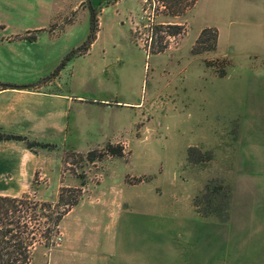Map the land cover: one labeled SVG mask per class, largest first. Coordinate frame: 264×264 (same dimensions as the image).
<instances>
[{
  "label": "rangeland",
  "instance_id": "374dc122",
  "mask_svg": "<svg viewBox=\"0 0 264 264\" xmlns=\"http://www.w3.org/2000/svg\"><path fill=\"white\" fill-rule=\"evenodd\" d=\"M209 5L210 0H198L175 17L162 0H0V77L58 95L44 100L39 112L43 121L68 125L66 133L43 125L29 133L32 141L56 146L39 151L55 164L49 182L37 176L31 198L57 202L66 188H59L57 163L61 182L75 179L77 186L68 189H81L72 210L89 201L102 203L106 198H97L99 189L108 188L103 167L115 160L121 221L152 223L153 253L166 240L160 228L172 222L199 227L201 264H224L222 255L245 257L247 234L259 230L264 237V59L257 52L250 57L227 49L225 39L216 55H195L201 33L214 20ZM94 14L99 32L91 41ZM171 25L183 26L186 35L168 37ZM210 42L207 35L199 50ZM165 44L169 49L154 53ZM221 52L227 57L215 59ZM226 59L221 77L212 67L222 71ZM78 139L82 152H97L95 162L88 154L65 152ZM117 141L128 145L125 158L102 154L110 144L122 145ZM210 182L231 192L229 217L223 220L228 227L217 217L203 218L194 207ZM72 194L65 192V198ZM68 215L55 246L38 245L33 264H71L64 257L68 245L70 253L92 247L87 224L73 226L76 217ZM175 238L169 244L173 251ZM235 262L228 264H240Z\"/></svg>",
  "mask_w": 264,
  "mask_h": 264
},
{
  "label": "crops",
  "instance_id": "0c3cea01",
  "mask_svg": "<svg viewBox=\"0 0 264 264\" xmlns=\"http://www.w3.org/2000/svg\"><path fill=\"white\" fill-rule=\"evenodd\" d=\"M208 15L214 20L207 25L206 29H216L219 35L215 55L225 39L227 49L243 51L246 56L250 55V57L254 56L251 52H257L259 55L257 58L264 59V0H210ZM222 54L223 52L221 56ZM215 55V59L227 57L218 58ZM57 98L58 95L44 93L40 87L30 88L23 83L4 80L0 77V129L27 137L36 126L40 125L50 130L57 129L61 133L68 132V125L67 127L58 126L51 123V120L43 121L44 117H41V112H39L45 107L44 100L48 99L51 102ZM67 102L68 106L72 104L70 100ZM48 116L53 117L55 114L49 113ZM117 144L128 146L125 142L117 141ZM81 147L82 144L78 139L77 142L71 143L68 149L65 148V152L82 156L88 154V152H82ZM108 162L110 163L103 167L107 175L108 188L105 193L99 189L98 194L101 196H97L98 199L104 197L107 200L105 199L102 203L89 201L82 207L74 208L68 215V219L80 217L78 220L74 218L73 226L79 222L87 224L84 232L92 247L80 253L77 251L70 253L66 252L68 245L64 257L70 259L71 264H201L202 259L199 252L201 231L195 225L196 223L172 222L168 223L172 225L160 228L164 230L166 240L164 245L161 244L160 251L153 253L154 226L152 223L121 221L123 206L117 195L119 194L118 185L121 187L122 182L114 184L117 177L114 171L116 161ZM54 164L47 157L43 158L39 152L34 154L21 144H0V196L21 198L24 195H32L34 193L32 186L36 176H39L40 181L48 180L49 182L51 180L49 173H52ZM55 173L58 175L56 178L60 179L59 188L77 186L75 179L69 180L68 185L66 181L61 182L63 177L61 165L58 166L57 163ZM144 185L145 182L140 183V186ZM221 222L223 223L221 227H228L225 221L221 220ZM247 235L245 247L241 250L247 255L245 257L241 255L240 259L222 255L221 259L224 260V264L230 261H240V264H264L263 235H260L259 230L255 236ZM175 236L177 250L173 251L169 244ZM248 240L251 242L249 243Z\"/></svg>",
  "mask_w": 264,
  "mask_h": 264
},
{
  "label": "trees",
  "instance_id": "16d2710c",
  "mask_svg": "<svg viewBox=\"0 0 264 264\" xmlns=\"http://www.w3.org/2000/svg\"><path fill=\"white\" fill-rule=\"evenodd\" d=\"M198 0H162L164 6L173 11L172 15L180 17L189 12ZM168 37L182 38L186 35L187 30L181 25H171ZM99 32V25L96 15L92 19V36L91 41L96 39ZM210 36V48L200 49L206 36ZM218 31L216 29L204 30L193 49L195 55L206 53H215L218 46ZM207 42V41H206ZM205 42V43H206ZM92 43H90L91 45ZM204 44V43H203ZM90 45L84 47V52H88ZM169 49L167 44L161 45L156 52L161 53ZM151 51V49H150ZM227 60L222 61V71L220 68L213 66L219 76H226ZM209 68H211L209 66ZM16 143L21 144L28 151L38 154L39 151H54L56 146L51 144L32 141L27 136L17 135L0 129V144ZM193 150H190V155ZM75 154V153H70ZM105 156L113 158H125L124 147L122 145H109L104 149ZM96 151H92L87 155V160L95 162ZM38 177L34 181V185L38 182ZM140 183V179H137ZM226 187L217 182H210L206 185L204 191L201 192L194 200L196 211L203 218L217 217L226 220L229 217L231 209V192ZM65 192L73 193L71 199L65 198ZM82 197L81 189L63 188L59 194L56 203L41 202L30 195H24L21 198H11L0 196V264H33L35 250L38 245L44 244L47 250L52 249L54 245V236L59 233V227L72 210L77 206L79 199ZM72 198H74L73 201ZM64 210L61 212V210Z\"/></svg>",
  "mask_w": 264,
  "mask_h": 264
}]
</instances>
